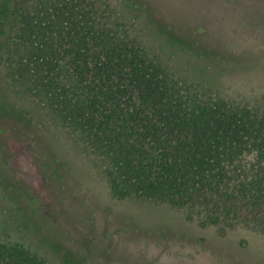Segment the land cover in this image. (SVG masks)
Masks as SVG:
<instances>
[{"label":"trees","instance_id":"16d2710c","mask_svg":"<svg viewBox=\"0 0 264 264\" xmlns=\"http://www.w3.org/2000/svg\"><path fill=\"white\" fill-rule=\"evenodd\" d=\"M103 3L0 0L5 76L102 159L112 197L165 203L220 232L244 226L264 235V99L217 96L198 65L216 57L207 47L155 35L153 18H105ZM4 181L0 200L10 199ZM9 217L0 264H74L58 243L43 239L50 251L26 243V226L20 236ZM28 222L41 227L35 212Z\"/></svg>","mask_w":264,"mask_h":264},{"label":"rangeland","instance_id":"374dc122","mask_svg":"<svg viewBox=\"0 0 264 264\" xmlns=\"http://www.w3.org/2000/svg\"><path fill=\"white\" fill-rule=\"evenodd\" d=\"M100 1L105 18H153L155 35L207 47L216 57L198 65L217 96L264 99V0ZM0 100L17 113L0 107V181L10 186L0 227L7 212L26 243H58L74 264H264V235L249 228L220 232L165 203L112 197L102 159L1 67ZM34 212L41 227L28 222Z\"/></svg>","mask_w":264,"mask_h":264}]
</instances>
